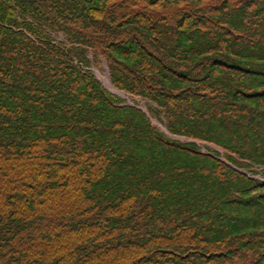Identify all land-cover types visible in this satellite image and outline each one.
I'll list each match as a JSON object with an SVG mask.
<instances>
[{"label": "trees", "instance_id": "obj_1", "mask_svg": "<svg viewBox=\"0 0 264 264\" xmlns=\"http://www.w3.org/2000/svg\"><path fill=\"white\" fill-rule=\"evenodd\" d=\"M101 59L264 167V0H0V264H264V182Z\"/></svg>", "mask_w": 264, "mask_h": 264}, {"label": "rangeland", "instance_id": "obj_2", "mask_svg": "<svg viewBox=\"0 0 264 264\" xmlns=\"http://www.w3.org/2000/svg\"><path fill=\"white\" fill-rule=\"evenodd\" d=\"M56 40L62 41L63 36L60 34L57 35ZM89 59H90V61H93L91 56H89ZM104 62L105 61L102 60V61H100V63H94L91 66H83L82 68H83V70H86V71H88V70L93 71L94 76L99 81V83L106 90H108L110 93L115 95V93L112 92L114 90V88L112 87V84H110V80H109V78H110L109 68H108V65ZM106 80H107L108 86L106 85V82H105ZM118 91H120V90H118ZM118 91H116V92H118ZM116 95H118L120 98L118 96L117 97L120 100H123L124 103H130L131 105L133 104L136 109L141 108V110H146L149 112V107L147 106V104H149L152 107H156L155 104H152L150 102L145 101V99L140 97V96H136V95L126 93V92H125V94L116 93ZM121 104L123 105V103H121ZM153 119L159 125H162V127L164 126L159 120H157L155 118H153ZM181 138L185 139L184 137H180V136L178 139H181ZM190 140H193V139L188 138L184 142H189ZM196 141H199V140H196ZM199 142L201 143V144H199V146H204V147H199V150L201 153L212 154L219 159H225L226 161H228V159H226V156H229L230 154L227 153L226 151H224L222 148H220L214 144L208 143L206 141H199ZM207 146L209 147V149L207 148ZM214 150L216 152H214ZM230 156H232L233 159L235 158L234 160L241 162V163H244L241 159L237 158L236 156H234V155H230ZM228 163L230 165L234 166L235 168L239 169L240 171L245 172L250 178L264 182V167H257V166L252 165L250 168H241V167H237L236 165H234L233 162H231V161H228Z\"/></svg>", "mask_w": 264, "mask_h": 264}, {"label": "bare ground", "instance_id": "obj_3", "mask_svg": "<svg viewBox=\"0 0 264 264\" xmlns=\"http://www.w3.org/2000/svg\"><path fill=\"white\" fill-rule=\"evenodd\" d=\"M105 82H106V84H107V80H106Z\"/></svg>", "mask_w": 264, "mask_h": 264}]
</instances>
